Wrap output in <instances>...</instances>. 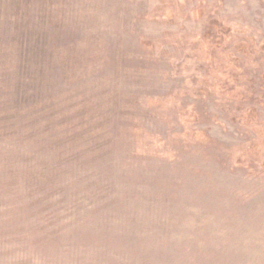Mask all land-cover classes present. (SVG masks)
Masks as SVG:
<instances>
[{
  "label": "rangeland",
  "instance_id": "1",
  "mask_svg": "<svg viewBox=\"0 0 264 264\" xmlns=\"http://www.w3.org/2000/svg\"><path fill=\"white\" fill-rule=\"evenodd\" d=\"M0 264H264V0H0Z\"/></svg>",
  "mask_w": 264,
  "mask_h": 264
}]
</instances>
